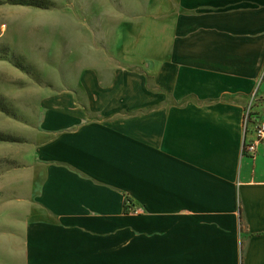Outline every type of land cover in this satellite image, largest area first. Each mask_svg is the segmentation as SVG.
Instances as JSON below:
<instances>
[{"label":"crops","instance_id":"0c3cea01","mask_svg":"<svg viewBox=\"0 0 264 264\" xmlns=\"http://www.w3.org/2000/svg\"><path fill=\"white\" fill-rule=\"evenodd\" d=\"M115 1L23 111L20 264H264V0Z\"/></svg>","mask_w":264,"mask_h":264},{"label":"rangeland","instance_id":"374dc122","mask_svg":"<svg viewBox=\"0 0 264 264\" xmlns=\"http://www.w3.org/2000/svg\"><path fill=\"white\" fill-rule=\"evenodd\" d=\"M16 1L0 0V264H20L18 179L6 173L17 169L11 153L26 122L23 111L31 112L39 89L59 88V69L70 71V9L119 8L115 0ZM123 4L124 15L129 14L133 4L128 0ZM253 116L246 125L252 126L251 131L259 122Z\"/></svg>","mask_w":264,"mask_h":264},{"label":"built area","instance_id":"2783aa9c","mask_svg":"<svg viewBox=\"0 0 264 264\" xmlns=\"http://www.w3.org/2000/svg\"><path fill=\"white\" fill-rule=\"evenodd\" d=\"M254 94L251 93L248 103L243 109L242 113V128L244 132L246 131L247 122H252L254 113L251 112V106L253 104ZM253 140L251 142H243L241 147L242 154H252L255 150L256 143L264 142V121L255 122L253 124Z\"/></svg>","mask_w":264,"mask_h":264},{"label":"trees","instance_id":"16d2710c","mask_svg":"<svg viewBox=\"0 0 264 264\" xmlns=\"http://www.w3.org/2000/svg\"><path fill=\"white\" fill-rule=\"evenodd\" d=\"M16 2H24V3H28V4H34L33 1L29 0V1H25V0H18Z\"/></svg>","mask_w":264,"mask_h":264}]
</instances>
